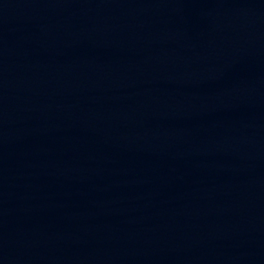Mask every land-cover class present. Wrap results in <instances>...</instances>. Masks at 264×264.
Segmentation results:
<instances>
[{
    "label": "water",
    "instance_id": "water-1",
    "mask_svg": "<svg viewBox=\"0 0 264 264\" xmlns=\"http://www.w3.org/2000/svg\"><path fill=\"white\" fill-rule=\"evenodd\" d=\"M0 264H264V199L0 121Z\"/></svg>",
    "mask_w": 264,
    "mask_h": 264
}]
</instances>
